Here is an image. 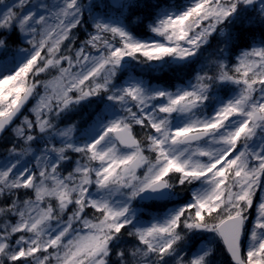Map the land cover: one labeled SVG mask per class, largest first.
I'll return each instance as SVG.
<instances>
[{
  "label": "snow or ice",
  "instance_id": "obj_1",
  "mask_svg": "<svg viewBox=\"0 0 264 264\" xmlns=\"http://www.w3.org/2000/svg\"><path fill=\"white\" fill-rule=\"evenodd\" d=\"M0 264H264V0H0Z\"/></svg>",
  "mask_w": 264,
  "mask_h": 264
},
{
  "label": "trees",
  "instance_id": "obj_2",
  "mask_svg": "<svg viewBox=\"0 0 264 264\" xmlns=\"http://www.w3.org/2000/svg\"><path fill=\"white\" fill-rule=\"evenodd\" d=\"M219 259H222V257H221V258H219Z\"/></svg>",
  "mask_w": 264,
  "mask_h": 264
}]
</instances>
